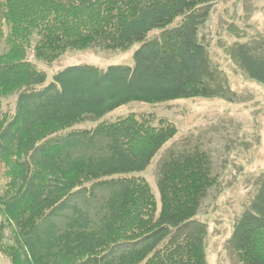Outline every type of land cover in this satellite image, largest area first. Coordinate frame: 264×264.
Returning <instances> with one entry per match:
<instances>
[{
    "label": "trees",
    "instance_id": "16d2710c",
    "mask_svg": "<svg viewBox=\"0 0 264 264\" xmlns=\"http://www.w3.org/2000/svg\"><path fill=\"white\" fill-rule=\"evenodd\" d=\"M214 1L0 0V211L12 231L0 251L9 264H208L204 230L190 226L217 179L204 149L161 160L157 211L139 173L177 133L174 122L129 111L63 131L130 102L231 100L199 37ZM134 42L132 66H68L36 89L46 75L29 53L52 63L69 50L124 51ZM235 49L241 70L264 84V54ZM12 94L13 112L2 107ZM98 190L101 204L90 210ZM250 204L230 242L241 264H264V177Z\"/></svg>",
    "mask_w": 264,
    "mask_h": 264
},
{
    "label": "rangeland",
    "instance_id": "374dc122",
    "mask_svg": "<svg viewBox=\"0 0 264 264\" xmlns=\"http://www.w3.org/2000/svg\"><path fill=\"white\" fill-rule=\"evenodd\" d=\"M158 33L159 30H153L148 38ZM199 37L207 48L213 67L218 69V82L228 88L222 97L231 100L214 96L157 104L130 102L97 120L86 119L63 132L89 128L101 120L108 121L129 111H153L170 119L177 126V133L139 173L152 190L157 211L160 196L156 177L161 160L170 152L189 150L194 146L204 149L210 155L212 171L217 179L202 200L190 226L200 224L204 230L208 264H241L230 237L234 224L250 207L264 177V84L248 78L241 70L235 48L238 44H248L264 54V0H215L209 5L207 20L199 27ZM140 44L134 42L124 51L69 50L52 63L35 59L29 53L28 59L46 75L44 83L36 89L48 85L56 73L68 66L93 65L101 69L111 65L132 66L133 53ZM15 101V94L3 99V109L13 112ZM3 170L0 165V197L6 190ZM103 196V191L98 190L88 198L89 209L96 210ZM1 224L0 244L7 245L12 242V231L0 211ZM0 264H9L1 251Z\"/></svg>",
    "mask_w": 264,
    "mask_h": 264
}]
</instances>
